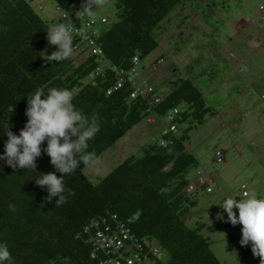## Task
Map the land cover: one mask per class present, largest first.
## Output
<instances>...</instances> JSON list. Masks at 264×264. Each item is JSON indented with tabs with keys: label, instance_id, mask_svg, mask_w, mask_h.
<instances>
[{
	"label": "trees",
	"instance_id": "16d2710c",
	"mask_svg": "<svg viewBox=\"0 0 264 264\" xmlns=\"http://www.w3.org/2000/svg\"><path fill=\"white\" fill-rule=\"evenodd\" d=\"M52 1L66 19L43 16L32 0H0V153L7 140L5 132L11 128L18 135L24 127L27 97L38 88L45 93L49 87L75 89L74 104L87 114H99L100 130L77 158L95 152L99 159L135 126L151 118L164 120L168 130L170 126L176 129L162 132L160 141L165 145L160 141L143 145L137 155L97 182L81 163L64 177L74 194L60 206L55 205L58 198L49 202L46 190L34 181L38 173L56 171L47 154L42 152L37 158L36 171L13 169L0 161V241L8 244L13 264H98L99 259H92L93 235L86 233L95 221H100L101 229L118 221L125 223L142 250L151 252L155 264H222L204 232L235 226L222 221L212 226L193 222L190 214L199 204V193L211 188L205 175L201 177L204 184L199 182L198 170L192 177L197 159L187 147L190 133L217 110L207 104L188 75L169 80L173 89L160 97L159 104H154L152 96L132 98L129 83L108 95L120 80L119 73L133 69L135 58L146 69V60L159 48V31L178 10L183 14L185 3L194 0H113V18L88 16L98 21L99 34L94 40L102 49L101 56L85 54L88 50L82 38L73 37L70 58L46 63L43 53L55 51V46L46 51V28L53 23L69 25L70 17L85 14L74 9L81 0ZM70 23L79 26L73 20ZM75 47L82 51L75 53ZM98 67L104 68L103 75L89 81ZM242 104L244 109L249 106L246 101ZM9 105H15L14 112L8 111ZM175 110L178 116L170 122L168 116H174ZM193 183L196 190L189 193ZM154 250L163 257L153 255ZM251 254L250 249L240 264H246Z\"/></svg>",
	"mask_w": 264,
	"mask_h": 264
},
{
	"label": "rangeland",
	"instance_id": "374dc122",
	"mask_svg": "<svg viewBox=\"0 0 264 264\" xmlns=\"http://www.w3.org/2000/svg\"><path fill=\"white\" fill-rule=\"evenodd\" d=\"M262 1L194 0L185 3L183 14L179 15L181 10H178L171 22L159 31V48L146 60L145 70L139 67L136 76L139 82L154 85L157 92L154 96L161 97L173 89L169 80L188 75L195 80L207 104L217 110L215 116L207 117L190 133L187 143L188 150L197 159L192 177L196 170L202 171L211 188L209 194L199 193V204L190 214L193 222L201 221L208 226L219 221L230 223L226 213L223 219L217 218L222 212L218 205L229 195L241 194L243 186L246 191L264 197ZM52 2L32 0L37 10L49 18L58 15ZM86 2L81 0L74 9L81 11ZM91 15L113 18V0H97ZM46 48L48 51L53 46L48 43ZM243 101L249 103L245 109ZM167 128L166 122L158 118L143 121L102 154L97 164L88 168V176L97 182L124 160L137 155L143 145L159 142ZM217 153L222 154L220 162ZM241 228L242 225H236L212 234L204 232L222 264H240L251 249L250 244H240ZM246 264H260V258L251 254Z\"/></svg>",
	"mask_w": 264,
	"mask_h": 264
},
{
	"label": "clouds",
	"instance_id": "9594fccd",
	"mask_svg": "<svg viewBox=\"0 0 264 264\" xmlns=\"http://www.w3.org/2000/svg\"><path fill=\"white\" fill-rule=\"evenodd\" d=\"M96 2L97 0H87L80 12L88 17L95 8ZM260 10L264 11L261 7ZM57 13L59 14V11ZM46 30L47 41L49 45L55 46V51L50 55L43 53L45 62L58 63L70 58L74 54V45L72 28L68 23H53ZM99 48L101 49L100 46ZM102 53L92 56H101ZM101 69L104 73V68ZM135 75L137 76L138 73ZM95 77L92 75L89 81H93ZM134 80L139 85L153 87L148 82H139L138 78ZM74 96L75 89L68 87H49L46 93L42 88L36 89L27 97L25 111L27 120L24 127L18 135L14 134L11 128L5 132L7 140L4 143L3 153H0V161L7 166L35 171L37 158L41 157L42 152L47 154L56 171L38 173L34 181L36 185L46 190L49 202L58 198L55 199L56 206L66 203L67 197L74 194L64 183L65 175L73 173L81 163L83 168H89L94 167L98 162L95 152L83 153L77 158L76 154L80 153L82 147L99 132L100 124L99 114L96 112L87 114L78 108L73 102ZM14 109L15 105H9V112H14ZM45 142L46 146L42 148ZM160 145H165V141H160ZM221 155L217 153L219 162L222 161ZM57 172L61 175L58 176ZM218 207L222 212L218 213L217 218L223 219V214L226 213L227 222L235 227L242 225L241 246L250 244L253 255L260 258V264H264V197L245 190L239 195L227 196ZM162 255L160 253L159 257H163ZM0 264H13L9 246L4 241H0Z\"/></svg>",
	"mask_w": 264,
	"mask_h": 264
},
{
	"label": "built area",
	"instance_id": "2783aa9c",
	"mask_svg": "<svg viewBox=\"0 0 264 264\" xmlns=\"http://www.w3.org/2000/svg\"><path fill=\"white\" fill-rule=\"evenodd\" d=\"M261 9H264V6H261ZM57 16H61V18L66 19L65 14L62 12H59ZM71 20L75 21V23L79 25L71 27L72 35L75 38H82L83 42L86 43L85 47L88 51L85 52V54L100 55L102 51L94 40V37L99 34L97 29L95 28L98 24V21L96 19L86 17L82 14L79 17L72 16L68 21L70 22ZM102 22L106 23L105 20H102ZM81 24H83V26ZM80 51L81 50L78 47H75V53L79 54ZM133 74H135V71L133 72ZM98 75H103V69H97L95 76ZM118 86L121 87L122 83L120 82ZM132 88L134 92H138L139 97L142 98H146L154 91L152 86L139 85L135 82V80H133ZM109 93H111V91ZM153 100L154 104H156L159 103L162 99L159 97H154ZM175 114H178V111H175ZM191 190H193L192 186L189 191ZM92 225V230L91 228H89L86 230V233H90L91 235H93L92 237L95 250L92 253V259H99L98 264H155L151 257V252L142 250L141 245L135 241L125 224L118 221V223H116L115 225V229H112L111 227H105L104 229H101L102 224L100 223V221H95ZM122 238L123 240L119 241V245L121 247L119 250L115 252L113 247L108 248L110 246V241ZM101 247L105 248L102 249V252L99 254L98 250ZM157 252V250H154L153 255H157ZM101 255L106 256V258L101 259Z\"/></svg>",
	"mask_w": 264,
	"mask_h": 264
},
{
	"label": "bare ground",
	"instance_id": "6f19581e",
	"mask_svg": "<svg viewBox=\"0 0 264 264\" xmlns=\"http://www.w3.org/2000/svg\"><path fill=\"white\" fill-rule=\"evenodd\" d=\"M261 6H263V1H262V5ZM260 6V7H261ZM58 9V8H57ZM79 12V11H78ZM77 17H79L80 15H76ZM97 19V18H96ZM83 23V22H82ZM74 25L75 24H70L69 23V27H74ZM82 26H83V24H81ZM102 28V27H101ZM103 31V30H102ZM83 45L85 46L86 45V43H84L83 42ZM85 48V47H84ZM87 50V49H86ZM82 51V50H81ZM105 64V66H106V62L104 63ZM156 64V63H155ZM133 69L130 71V72H128V73H124V72H121V73H119L120 75H121V77H120V80H118V83L113 87V89H111L110 91H111V93H108V95H111L113 92H115V91H118L119 89H122L125 85H126V83H129L128 85H130V87L132 86V83H133V80L134 79H136V75L135 74H133V72L135 71V70H138L139 69V67H140V63H139V61H138V58H135L134 60H133ZM150 65H152V64H150ZM102 67V66H101ZM107 67H108V63H107ZM99 68V67H98ZM122 83V86L121 87H119L118 86V84L119 83ZM133 90V89H132ZM109 91V92H110ZM154 92H155V89H154V91L151 93V94H149L146 98H148V97H150V96H152V98H154L155 96H154ZM132 98H137V97H139V93L138 92H134L133 91V93H132V96H131ZM157 97V96H156ZM155 97V98H156ZM139 98H141V99H146V98H142V97H139ZM160 98V97H159ZM161 102V101H160ZM159 102V103H160ZM159 103H156V104H159ZM175 111H177V110H175ZM174 111V112H175ZM180 112V111H179ZM178 115L177 114H174V116H171V115H169L168 116V118H169V120H170V122L171 121H173L174 119H175V117H177ZM148 120H151V119H148ZM168 125V124H167ZM175 129H176V127L175 126H170V129L168 130V128H167V130H165L164 132L165 133H169V132H171V133H173V132H175ZM198 177H200L199 178V182H203L204 180L201 178V177H203V172L202 171H200V170H198ZM202 185L204 184V182L203 183H201ZM196 185L197 184H195V183H193L191 186L193 187V190H191L189 193H192V192H194L195 190H196ZM191 186L188 188V189H191ZM187 189V190H188ZM242 190L243 191H245L246 190V187L245 186H243V188H242ZM211 192V189H207V193H210ZM115 225H116V223H114L113 225H106L105 227L106 228H109V227H111L112 229H115ZM120 240H123V238L122 239H116V240H112V241H110L109 242V244H110V246L108 247V248H110V247H113L114 248V250H115V252L117 251V250H119L121 247H120V245H119V241ZM105 247H101L99 250H98V253H101L102 252V249H104ZM95 250V249H94ZM160 253L159 252H157V255H159Z\"/></svg>",
	"mask_w": 264,
	"mask_h": 264
}]
</instances>
